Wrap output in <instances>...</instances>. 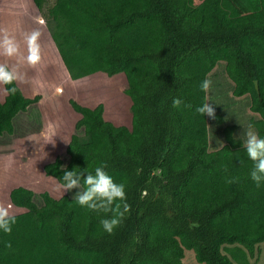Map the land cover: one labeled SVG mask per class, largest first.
I'll use <instances>...</instances> for the list:
<instances>
[{
  "label": "trees",
  "instance_id": "1",
  "mask_svg": "<svg viewBox=\"0 0 264 264\" xmlns=\"http://www.w3.org/2000/svg\"><path fill=\"white\" fill-rule=\"evenodd\" d=\"M135 1L120 2L115 12L104 0L92 8L74 1L93 21L91 31L105 37L93 56L96 72L126 77L131 128L107 121L103 104L92 109L71 100L81 118L65 153L43 166L61 184L66 170L94 174L106 165L125 185L130 211L108 234L100 220L109 217L79 206L76 189L56 199L14 188L11 203L26 212L16 215L11 234L0 231V264H184L187 251L199 264H234L232 249L253 261L264 245V213L236 229L258 206L245 190L250 177H234L215 201L191 198L197 176L214 172L232 150L211 152L206 121L201 138L190 136L188 122L199 107L197 85L225 62L234 96H250V110L259 115L250 123L264 137V0H240L246 15L230 0ZM15 86L16 94L0 102V146L44 128L41 96L27 98ZM174 98L182 100L179 107Z\"/></svg>",
  "mask_w": 264,
  "mask_h": 264
},
{
  "label": "rangeland",
  "instance_id": "2",
  "mask_svg": "<svg viewBox=\"0 0 264 264\" xmlns=\"http://www.w3.org/2000/svg\"><path fill=\"white\" fill-rule=\"evenodd\" d=\"M35 1L43 17L49 19L48 28L51 32L50 35H53V40L50 41L48 38L47 29L39 28L36 22L33 21V11L31 9H34L35 6L30 5V3L29 27L26 32L36 31L39 33L38 43L41 49L42 62L36 69L29 66L24 68L22 73L26 82L19 84L25 91H28L30 80L38 78L44 84V87L39 89L44 91V95L48 96V90L55 88L56 93H63L59 100V114L64 118L62 119V116L58 118V115L52 112H49L50 115L46 114L47 128L45 132V134H49V124H55V134L58 132L62 144L59 150L54 151L57 148L56 145H42L40 138L35 136L32 138H18L17 141L13 142L12 147L0 146V203L4 204L10 203L8 200L10 192L17 187H32L36 189L34 192L39 193L48 191L56 199L66 194L59 187L60 184L57 180L45 176L43 166L52 162L54 158L56 159L61 152V154L65 153L67 143L70 142L74 132L75 124L81 118L77 113H72L68 108L66 109V106L72 108L71 100L92 109L103 104L107 121L117 126L129 128L132 125L131 100L124 93L127 85L126 77L122 74L109 78L100 72L96 73L100 65L94 60L93 56L97 53L98 45L105 42V37L91 31L93 21L82 14L74 3L75 1L86 8H92L95 0ZM203 1L194 0V3L198 5ZM230 1L241 14L246 15L250 12L240 0ZM104 2L111 12L116 11L120 2L128 6L136 3L135 0H104ZM0 15L2 17V14ZM17 19L1 18L2 24L5 23V25L3 24L0 29H6L7 31L9 29L25 30V27H27L25 23L20 24ZM18 38L20 39L21 36ZM57 58L59 61L65 60L73 80L76 81L71 85L69 84L70 86L65 78L64 66L59 65ZM205 79L211 81V87L207 92H204L201 90V84H198V88L195 89L198 90V99L196 98V100L199 106L204 103L212 104L216 119L199 113L189 116L190 136L201 138L204 135V123L206 121L209 150L211 152L217 151L228 146L232 150V154L226 161L220 163L214 172L197 176L192 185L191 198L198 202L215 201L224 196L229 179L240 175L250 177L253 164L249 160L243 144L246 140L249 125H251V119H259V115L250 110V96L247 95L241 98L234 96L235 85L226 73L225 62L218 63L214 70L206 74ZM65 85L67 86L64 87L63 91ZM40 96L42 99V95ZM252 130L257 133L253 126ZM9 157H11V162H9ZM245 190L257 201L258 206L255 211H248L245 224H239L236 227V229L241 230L243 228L247 229L251 217L264 208V183L257 187L251 179L245 186ZM14 209L16 208L13 206L15 215L26 212V210L17 211ZM262 246L260 245L256 259L253 261L239 256L234 249L229 250L230 253H228L234 264H264V246ZM183 263L199 264L193 251L186 252Z\"/></svg>",
  "mask_w": 264,
  "mask_h": 264
},
{
  "label": "clouds",
  "instance_id": "3",
  "mask_svg": "<svg viewBox=\"0 0 264 264\" xmlns=\"http://www.w3.org/2000/svg\"><path fill=\"white\" fill-rule=\"evenodd\" d=\"M38 40L39 33L36 31L25 33L21 39H18L6 29H0V57L4 58L3 61H0V92L3 95H15L17 92L15 85L26 82L24 74L20 71L22 66L27 65L36 69L41 64L42 54ZM31 83L37 90L44 87L43 82L38 78H33ZM200 87L202 91L207 92L211 87V81L203 80ZM181 104L180 98L173 99L174 107H179ZM196 112L216 119L215 109L210 103H204L197 107ZM48 127L50 132L45 144L55 146L54 126L49 124ZM243 147L253 164L250 177L259 187L264 183V137L253 131L251 125L246 133ZM9 162H11V157H9ZM105 167L106 165L96 167L94 174L88 172L87 169L66 170L62 176L63 182L58 183L64 193L73 189L77 190L73 199L79 206L90 212L102 213L109 217L101 219L100 224L105 232L112 234L120 226L125 214L130 211V205L127 203L125 185L116 183L104 170ZM227 182L235 181L229 179ZM12 205L0 203V231L5 234H11L12 228L17 222L13 211L14 205ZM6 247H11V244H6Z\"/></svg>",
  "mask_w": 264,
  "mask_h": 264
},
{
  "label": "crops",
  "instance_id": "4",
  "mask_svg": "<svg viewBox=\"0 0 264 264\" xmlns=\"http://www.w3.org/2000/svg\"><path fill=\"white\" fill-rule=\"evenodd\" d=\"M31 3V4H30ZM29 4L30 5H34L35 8L34 9H31V11H33V21L36 22V24L38 25L39 28H42L44 30L47 31L48 33V38L51 40H53V35H50L51 32H49V28H48V23H49V19H47V17H43L42 15V12L41 10L38 8L37 6V3L35 0H0V14H2V17L0 15V24H2V19H6V18H11V19H14V18H18L17 21L20 22V24H23V22L25 23V25L27 27H25V30L23 29L22 31L21 30H16V29H9L8 32L12 35H15L17 38L21 36V38L23 37V35L25 33H27V28L29 27ZM48 21V22H47ZM5 25V23H3ZM3 24L0 25V28L3 27ZM41 30V29H40ZM42 31V30H41ZM20 38V39H21ZM19 39V38H18ZM55 42V41H54ZM57 46V45H55ZM55 56V55H54ZM4 58L0 57V61H3ZM57 61L59 63V65H63L64 66V69H65V78H66V81L69 82L68 85L72 84V83H75L76 81L73 80L72 76H71V72L69 70V68L67 67V64L65 62V60H58L57 58ZM28 66L27 65H24L20 68V71L23 72V69L24 68H27ZM97 73V72H96ZM102 75L104 76H107L106 74H103L102 72H100ZM108 77V76H107ZM32 79L30 80V85H29V89L28 91H25V89L22 88V86L19 85V83H17L19 85V87L21 88L23 94L27 97V98H34L36 97L37 95H42V99L40 100L39 102V107H40V110H41V113H42V116H43V119H44V128L42 130L41 133L39 134H33L31 135V137H28V138H32V137H39L40 138V143L42 145H52V144H45L47 139H48V134H45L46 132V128H47V122H46V114L50 115L49 112H52V113H55L56 115H58V118L60 116H62L59 111V100L60 98L62 97V94H59V93H56V88L55 89H49V94L48 96L44 95V91H41V90H37L33 87L32 83H31ZM69 85V86H70ZM67 85L63 86V91H64V87H66ZM6 97L5 95H3L2 92H0V102L1 103H4L5 100H6ZM49 97V99H48ZM50 103V104H49ZM50 105H52V109L50 108ZM69 109L72 113H76L71 107L69 106H66V109ZM52 110V111H51ZM64 113V112H63ZM65 114V113H64ZM78 114V113H77ZM80 115V114H78ZM81 116V115H80ZM62 119L64 118V116L61 117ZM54 126V130L56 129V126L55 124L53 125ZM71 139V138H70ZM18 140V139H17ZM16 140V141H17ZM54 140H55V145L57 148L54 149V151L56 150H59L61 147L60 145L62 144L61 143V138L58 136V132L56 134V137H54ZM69 141H68V145H69ZM67 145V147H68ZM66 147V148H67ZM62 153V152H61ZM60 153V154H61ZM55 159V158H54ZM53 159V160H54ZM44 171V170H43ZM46 176V175H45ZM54 179V178H52ZM26 188H31V190L33 191H36V189L32 188V187H27V186H24ZM48 190V189H47ZM48 192V191H47ZM51 192V191H50ZM59 199V198H57ZM10 201L9 204H12L11 203V200H10V196H9V199ZM14 210H25V209H22V208H17L14 206ZM258 212H262L264 213V208ZM264 246V245H263ZM262 246V247H263Z\"/></svg>",
  "mask_w": 264,
  "mask_h": 264
},
{
  "label": "water",
  "instance_id": "5",
  "mask_svg": "<svg viewBox=\"0 0 264 264\" xmlns=\"http://www.w3.org/2000/svg\"><path fill=\"white\" fill-rule=\"evenodd\" d=\"M255 86H256V90L259 91V83H258V81H255ZM29 137H31V136H29Z\"/></svg>",
  "mask_w": 264,
  "mask_h": 264
}]
</instances>
